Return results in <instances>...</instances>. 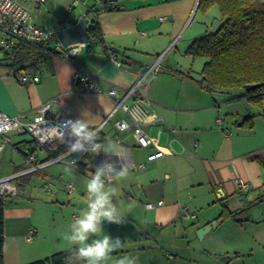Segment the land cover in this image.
I'll use <instances>...</instances> for the list:
<instances>
[{
  "label": "crops",
  "instance_id": "obj_1",
  "mask_svg": "<svg viewBox=\"0 0 264 264\" xmlns=\"http://www.w3.org/2000/svg\"><path fill=\"white\" fill-rule=\"evenodd\" d=\"M72 2V10L81 6ZM197 4L198 0H111L102 5L93 0L91 8L84 7L79 16L68 18L65 23L66 20H59V27L49 22V16L42 15L44 11H52L54 4L50 0L43 10L35 7L32 12L35 23L57 33L90 11L88 25L93 21L100 25L105 44H85L75 64L62 56H53L38 68L19 73L3 62L0 64V112L30 119L44 104L58 99L55 109L74 120L85 119L83 112L87 111L89 131L94 130L110 116L114 102L103 94L75 88L73 80L78 68L89 72L105 91L124 92L135 82L140 68L154 63L177 40ZM111 53L123 63L121 68L111 62ZM21 73L37 74L41 80L23 85L18 81ZM184 76L173 68L160 71L149 88L150 117L145 131L165 152L162 157L149 160L158 151L156 146L143 148L131 132H120L115 121L125 116L118 113L98 136L102 149L91 152L80 163L87 167L83 172L77 165L58 164L36 176L42 178L43 183L50 178L64 179L67 173L76 180L78 173L86 170L94 173L97 167L112 165L114 171L106 185L117 189L113 203L120 208L123 223H104L103 232L98 235L119 237L123 247L111 254L108 264L122 257L134 258L136 264H160L163 241H167L165 235L170 229L179 231L180 225L188 220L197 221L198 225L182 228L189 245L180 250L184 256L180 262L264 264V199L257 201L264 190V170L249 160L251 155L264 156V112L252 111L255 106L245 99L235 101L246 104L242 109L231 106L235 103L223 93L209 92L200 85L201 76L195 79L188 74L191 82L199 83L195 90L193 83H184ZM177 80L181 83H176ZM238 95L240 93L235 96ZM218 96L223 99L218 100ZM221 102L231 104L226 108L236 117L231 119L236 127L241 128L246 118L253 117V128L246 127L235 133L226 122V116H222L219 123L217 107L220 108ZM260 108L264 111V103ZM207 109L211 113L205 118L203 114ZM157 116L162 118L161 122L156 121ZM17 137L14 149L5 151L7 146L0 154V180L26 168L24 152L30 146L26 145L24 137ZM197 142L200 147L196 149ZM42 152H37L39 158H48L49 155L42 156ZM6 158L8 160L4 161ZM141 164L146 168L135 170ZM60 165L67 166L69 172H57L55 167ZM123 168H127V175L117 178L116 173ZM237 180L247 183L249 189H240ZM76 182L78 188L73 194L67 193V201L58 192H49L47 183L42 186L44 190L36 193L37 188L31 187L29 178L18 186V196L5 198L4 264H30L72 247L64 237L71 234V224L86 210L87 196V181ZM65 192H68L66 187ZM221 201H227L232 211L242 213L239 221L218 222L217 228L199 238L198 231L217 222L222 211ZM159 202H163V206L147 208L148 204ZM185 208L197 218H183ZM31 231L35 232V237L29 242L27 236ZM178 243L185 242L180 239ZM178 261L169 264H178Z\"/></svg>",
  "mask_w": 264,
  "mask_h": 264
},
{
  "label": "built area",
  "instance_id": "obj_2",
  "mask_svg": "<svg viewBox=\"0 0 264 264\" xmlns=\"http://www.w3.org/2000/svg\"><path fill=\"white\" fill-rule=\"evenodd\" d=\"M28 1L41 6L48 0ZM74 4L88 7L86 1L74 0ZM0 32L2 33L0 45L3 50L11 51L21 42L34 45L51 42L53 53L56 56L64 57L72 64L76 63L78 54L85 46V44L64 46L59 41L57 32L37 25L32 11L18 0H0ZM164 55L165 53L159 55L154 63L140 68L135 82L122 93L117 89L105 91L89 72L81 67L78 68L73 80L75 88L83 92L103 94L114 102L113 111L107 120L92 130L96 134V139L84 143V151H70L71 145L76 143V139L68 134L64 135L63 128L67 127L66 121H74V119L55 109L58 99H53L44 104L30 119L0 112V154L12 143V136L29 135L34 142L33 147H36L38 150L43 149L51 156V158L41 160L37 154L38 151L27 150L25 154L26 168L21 172L0 180V198L18 196L20 193L18 182L23 176L42 173L53 165L76 166L82 163L93 152V148L98 145V136L104 126L118 113H122L125 119L115 121L117 129L123 133L131 132L135 136L138 145L143 148H147L150 145L156 146L158 151L152 154L149 160L162 157L165 152L158 147L155 139L149 137L145 131V127L150 117L149 88L162 69ZM110 60L119 68L123 66V63L114 53H111ZM40 80V76L34 73H21L18 76V81L23 85L39 83ZM222 120V116L218 118L219 123ZM156 121L161 122L162 118L157 116ZM173 132L176 131L174 130ZM199 147L200 143H195V148ZM145 168L146 165L141 164L135 170H143ZM86 174L91 178L93 173L90 170H86ZM236 184L242 190L249 189V185L242 180H237ZM65 187L69 194H73L77 190L74 184H67ZM47 188L53 191L55 186L52 183H48ZM163 204V202L157 204L150 203L147 205V208L154 209L163 206ZM183 218L196 219L197 216L188 208H185ZM34 237L35 232L31 231L27 236V241L32 242Z\"/></svg>",
  "mask_w": 264,
  "mask_h": 264
},
{
  "label": "trees",
  "instance_id": "obj_3",
  "mask_svg": "<svg viewBox=\"0 0 264 264\" xmlns=\"http://www.w3.org/2000/svg\"><path fill=\"white\" fill-rule=\"evenodd\" d=\"M167 1V0H162ZM111 0L108 1L109 4ZM108 8L107 6H105ZM212 7L219 9L220 18H228L223 28L213 35L208 32L202 38L196 39L189 47L187 54L193 58L205 59V64L200 73L199 83L209 92L238 91L240 95L232 96L229 101L235 102L245 99L254 106H263L264 103V0H199L197 11L207 12ZM111 9V8H109ZM118 10V8H112ZM111 9V10H112ZM90 14L87 12L86 16ZM89 38L95 45L104 46V36L99 24L93 21L88 28ZM52 43L30 44L18 43L11 51L4 52L3 62L16 72L28 68H38L53 56ZM250 85H260L258 88L247 91ZM253 128V117H248L242 124ZM32 140L26 145L30 151H40L33 147ZM26 154V152H24ZM51 158V156H48ZM249 160L259 164L264 170V156L251 155ZM76 167L83 172L87 167L79 164ZM30 174L20 178L18 186L23 181H28ZM264 199V190L257 198ZM222 211L217 222L229 219L239 221L241 212L232 211L227 201H221ZM5 198L0 201V264L3 263V239ZM70 249V248H69ZM69 249L54 253L42 260L30 264H67ZM69 264H80L74 252L70 254Z\"/></svg>",
  "mask_w": 264,
  "mask_h": 264
},
{
  "label": "rangeland",
  "instance_id": "obj_4",
  "mask_svg": "<svg viewBox=\"0 0 264 264\" xmlns=\"http://www.w3.org/2000/svg\"><path fill=\"white\" fill-rule=\"evenodd\" d=\"M18 1L21 4H23L24 6L28 7L32 12H33V9L35 7H40L38 9L42 8V10H43V7L48 2L47 1L44 5L39 6V5L33 4L32 2H30L28 0H18ZM81 1H83V0H81ZM86 1H87L88 7L93 5V0H86ZM50 3L54 4L51 7L52 11H44V12H42V15L49 16L50 17L49 22L54 23V24L57 23L56 27L60 26V25H58V24H60L59 20H62V19L66 20L68 18H73L74 16H79L85 10V8L82 6H77L75 9L72 10V7L74 6L72 0H50ZM34 13H35V11H34ZM219 17H220V13H219V9L217 7H212L207 12H203L200 10L197 11V8H193L186 27L181 32V34L177 38V40L172 44V46L169 47V49L165 52V55L162 59V70H161V72L172 70V68H173L176 71V73H178L179 75H182V76L185 75L184 79L186 81L184 83H188V85L193 83L195 85V90H196L197 89L196 86H198L199 83L197 81L191 82L190 78H188L187 75L189 74L191 77H194L195 79H199L201 76L200 73L202 71V68H203L206 60L203 58L193 59L187 54V51H188L189 47L191 46V44L196 39L202 38L203 36H205L209 32V31H207L208 28L210 30L211 26L215 23V21L219 20L218 19ZM65 22H67V20L64 21V23ZM1 38H2V33L0 32V40H1ZM3 51H2V48L0 45V64H3V61H2L3 55H4ZM164 59H165V61H164ZM176 83L180 84L181 82L179 80H177ZM221 93H223L227 98L230 99L232 96H235L239 92L238 91H225V92H221ZM217 99L221 101L223 98H221V96H218ZM234 103L235 104L232 103V105H231V104H222V102H221L219 104L220 108L217 107V110L220 111L219 117H221V116L225 117L226 116L227 117L226 122L228 124H230L232 131L237 133L240 130H243V128L246 129L247 126H245V125L240 126L241 128L236 127L234 125L235 121L232 122V120H231L232 118H236V117H233V113H231V111L229 112L226 107L228 105H231V106L236 105L242 109L243 107H245L246 104L242 105V101H240L239 103L238 102H234ZM255 109L260 110L261 113L264 112L263 109L260 108L259 106H255V108L253 107L252 111H255ZM210 113H211V111L207 109L204 112L203 116L205 118H208ZM218 118H217V121H218ZM244 121H243V123H244ZM213 128H216L217 130L219 129L216 126H214ZM219 130H222V129H219ZM22 137H24V139H26L27 141L31 140V137L29 135H23ZM17 139H19V137L12 136V143L10 145H8V147L6 148L5 151H12L14 149V147L16 146L15 141ZM39 150L44 151L41 153L42 156L46 155L45 150H43V149H39ZM7 160H8V158H6L4 161H7ZM55 168H56L57 172H59V170L65 171V169H67V171H65V172H69L68 167L64 166V165H60V166H57ZM133 172L135 173V171H133ZM77 177H79V178H77L75 180L70 176V174L67 173L66 177L64 179L60 178L59 180H57V179H51L50 178V179L46 180V183L47 184L48 183L54 184L56 189H54L53 192L54 193L58 192V194L63 195L65 197V200L67 201V197H69V195L67 194L68 192H65V187H64L65 185L74 184L76 186V188H78V183L76 181H78V180L88 181V179H91L86 174V171L83 174L78 173ZM30 178H29V182L31 181V183H30L31 187L37 188L36 193H38L41 189L44 190V187H42V186H43V184H46V183L45 182L43 183L42 178H40L38 176H31ZM25 181L26 180H24L23 182H25ZM60 182H62V183H60ZM106 186H109V185H106ZM63 188H64V190H63ZM49 192H51V191H49ZM43 193H46L47 195L49 194L47 191L46 192L44 191ZM5 202H6V199H5ZM71 214L72 213H70V217H71ZM192 224H195L197 227L198 222L188 220L187 222H184L182 226L180 225V227L188 228ZM182 228H180L179 231H177V232H174L173 229H170L168 234L165 235V239L167 241H163L164 246L162 245L161 258H159L160 264H169L170 262L172 263L175 260H179L178 264H187L188 263V262H184V263L180 262L181 259L184 257L183 255H181L180 250L187 248V246L189 245V242L184 237V232L182 231ZM198 232L196 233L197 236H198ZM180 239L184 240L185 243H182V244L178 243V241ZM169 245L176 246V247H178V249L177 250L170 249L169 247H167ZM170 256H173V258L170 259Z\"/></svg>",
  "mask_w": 264,
  "mask_h": 264
},
{
  "label": "clouds",
  "instance_id": "obj_5",
  "mask_svg": "<svg viewBox=\"0 0 264 264\" xmlns=\"http://www.w3.org/2000/svg\"><path fill=\"white\" fill-rule=\"evenodd\" d=\"M83 115L85 119L66 121L67 127L63 128L64 135L68 134L76 139V143L70 148L72 152L84 151V143L96 139V134L88 128V112L84 111ZM102 147L96 145L93 151H100ZM113 171L112 165L96 168L86 183V210L82 211L71 224V234L64 237L72 245L69 253L74 252L80 264H108L111 254L123 247L119 237L113 238L109 234L98 235L103 232L104 223L116 225L123 223L120 208L113 203L117 189L111 185L106 186ZM126 175L127 168L116 173L117 178ZM70 254L67 257V264L70 261ZM114 264H136V260L122 257L115 260Z\"/></svg>",
  "mask_w": 264,
  "mask_h": 264
},
{
  "label": "water",
  "instance_id": "obj_6",
  "mask_svg": "<svg viewBox=\"0 0 264 264\" xmlns=\"http://www.w3.org/2000/svg\"><path fill=\"white\" fill-rule=\"evenodd\" d=\"M98 1L102 5H107L109 0H98ZM227 22H228V18L216 20L215 23L211 26L209 32L213 35H216L223 28V26L227 24ZM88 24L89 22L87 20V16L85 15L84 18L81 17L76 21L69 23L68 27L60 30L57 33V37L64 46H70L74 44H87L91 46L94 42L89 38ZM259 86L260 85H250L246 87V90L251 91L253 89L258 88ZM218 225H219L218 222H213L207 227L200 230V232L198 233L199 238H201L206 233L212 231L213 229L217 228Z\"/></svg>",
  "mask_w": 264,
  "mask_h": 264
}]
</instances>
